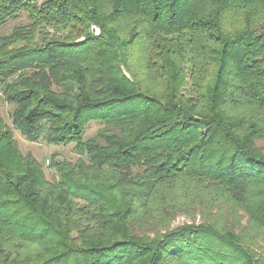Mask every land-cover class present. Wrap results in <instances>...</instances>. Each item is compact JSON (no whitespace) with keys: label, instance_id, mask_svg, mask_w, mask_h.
Instances as JSON below:
<instances>
[{"label":"trees","instance_id":"trees-1","mask_svg":"<svg viewBox=\"0 0 264 264\" xmlns=\"http://www.w3.org/2000/svg\"><path fill=\"white\" fill-rule=\"evenodd\" d=\"M21 14L0 34V264H264V0H0V24ZM15 130L79 156L48 177Z\"/></svg>","mask_w":264,"mask_h":264},{"label":"rangeland","instance_id":"rangeland-1","mask_svg":"<svg viewBox=\"0 0 264 264\" xmlns=\"http://www.w3.org/2000/svg\"><path fill=\"white\" fill-rule=\"evenodd\" d=\"M25 14H21L17 19L9 20L4 24H0V34L9 32L10 29L18 22L25 21ZM95 33L99 32L97 27H92ZM12 109V105L3 100L1 92H0V114L2 115L5 122L11 126L10 122V111ZM99 127L98 123H91L87 128V132L85 137L91 136L94 134L96 129ZM15 137L18 140L19 146L22 151H31L40 161H42L43 169L48 177L53 172V169L49 167L50 155L56 153L59 158H64L70 161H75L79 156L77 152V148L75 145L68 146H51L45 143L43 139H38L37 141H28L20 135V133L15 130ZM258 144L264 145V139L258 140ZM242 213V211H241ZM220 215L224 220L229 222H233L239 218V211H234L233 208L225 206L221 209ZM199 214H196V221H199ZM183 222H190V218L184 213H178L174 219L171 221V226H175L177 224H181ZM245 216L241 217V224L245 225ZM254 237L257 242L261 243L262 248L264 247V238L259 237L255 231L249 232L248 236ZM262 239V240H261Z\"/></svg>","mask_w":264,"mask_h":264}]
</instances>
